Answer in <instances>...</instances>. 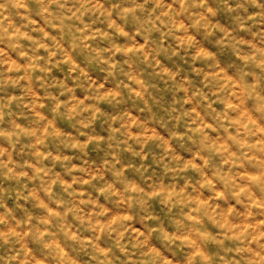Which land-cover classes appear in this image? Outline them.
I'll use <instances>...</instances> for the list:
<instances>
[{
  "label": "clouds",
  "instance_id": "clouds-1",
  "mask_svg": "<svg viewBox=\"0 0 264 264\" xmlns=\"http://www.w3.org/2000/svg\"><path fill=\"white\" fill-rule=\"evenodd\" d=\"M0 264H264V0H0Z\"/></svg>",
  "mask_w": 264,
  "mask_h": 264
}]
</instances>
